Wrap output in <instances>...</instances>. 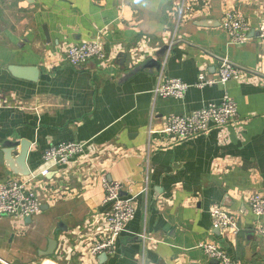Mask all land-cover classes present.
Instances as JSON below:
<instances>
[{"label":"crops","instance_id":"obj_1","mask_svg":"<svg viewBox=\"0 0 264 264\" xmlns=\"http://www.w3.org/2000/svg\"><path fill=\"white\" fill-rule=\"evenodd\" d=\"M226 11L248 23L246 44L230 43ZM263 17L264 0H0V184L24 178L23 168H45L50 145L88 144L86 156L40 179L38 215L0 221V264H220L198 248L211 241L237 264H264V216L248 205L264 198ZM94 40L103 64H68L70 45ZM222 61L245 79L197 88L199 73L217 79ZM13 67L35 69L36 80L14 76ZM162 69L189 85L182 99L153 96ZM224 95L237 106L224 131L178 145L162 135L170 117ZM22 141L30 145L25 167L15 162L20 145L11 157L1 153L5 142ZM102 175L134 199L135 214L114 252L93 257L109 210ZM214 207L234 217L235 232L212 230Z\"/></svg>","mask_w":264,"mask_h":264},{"label":"built area","instance_id":"obj_2","mask_svg":"<svg viewBox=\"0 0 264 264\" xmlns=\"http://www.w3.org/2000/svg\"><path fill=\"white\" fill-rule=\"evenodd\" d=\"M191 4L199 0H188ZM184 9V3L181 10ZM222 29L227 34L232 45H244L249 40V25L236 11H226L222 18ZM257 35L264 39V17L261 19ZM173 44V42H170ZM105 51L98 40L70 45L65 51V58L72 67L80 68L93 61L103 64L106 61ZM245 76L236 67L227 61H222L218 68L217 79H211L199 73L195 86L199 89L213 85H225L229 81H243ZM189 85L179 79H167L163 69L160 71L157 83L153 89L155 98L182 99ZM236 103L224 95L218 104H208L185 116L170 117L162 135L166 136L170 145H178L200 135H205L212 128L224 131L236 118ZM87 143L66 142L50 145L43 153L42 160L46 167L37 174L24 178H14L0 184V221L5 217L22 221L40 213L41 201L36 187L40 179L50 173V168L58 169L66 166L71 160L86 156ZM49 165V166H48ZM100 183L104 190L103 203L109 207L104 213L105 235L95 239L90 245L88 253L96 257L100 254L111 255L114 252L116 241L125 233L126 227L135 214L134 199L122 195V185L116 181H109L105 175L100 176ZM249 208L255 217L264 216V198L254 195L249 198ZM212 230L219 234L228 230L235 232L236 221L234 217L220 207L210 210ZM264 233V229L262 230ZM205 255L220 264H237L228 257L222 248L215 242H203L198 245Z\"/></svg>","mask_w":264,"mask_h":264},{"label":"water","instance_id":"obj_3","mask_svg":"<svg viewBox=\"0 0 264 264\" xmlns=\"http://www.w3.org/2000/svg\"><path fill=\"white\" fill-rule=\"evenodd\" d=\"M150 62L154 63V65H156V67H158L157 69H159V63L152 59ZM11 73L16 76V77H20V78H23V79H27L29 81H35L36 80V70L35 69H18V68H15L13 67V69H10ZM27 74V75H25ZM20 145L21 146V151H20V155L19 157L16 159V163L17 165H19L20 167H25V161H26V157H27V151H28V148H29V143L27 142H20V143H16V142H5L3 144V147H2V151L1 153L4 155H9V157H11V153L12 151L18 146ZM1 157V156H0ZM4 158V157H3ZM2 158V159H3ZM10 167H11V164H10ZM17 175H20V176H29V171L26 169V168H23L22 171L18 172ZM55 248V242H50L49 243V248H48V251L46 253H44V255H51L52 254V251L53 249Z\"/></svg>","mask_w":264,"mask_h":264},{"label":"rangeland","instance_id":"obj_4","mask_svg":"<svg viewBox=\"0 0 264 264\" xmlns=\"http://www.w3.org/2000/svg\"><path fill=\"white\" fill-rule=\"evenodd\" d=\"M35 217V216H34Z\"/></svg>","mask_w":264,"mask_h":264}]
</instances>
